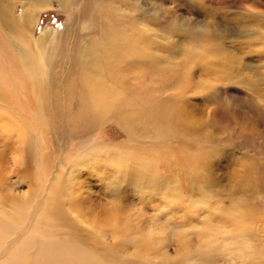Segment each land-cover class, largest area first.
<instances>
[{
	"label": "rangeland",
	"instance_id": "obj_1",
	"mask_svg": "<svg viewBox=\"0 0 264 264\" xmlns=\"http://www.w3.org/2000/svg\"><path fill=\"white\" fill-rule=\"evenodd\" d=\"M131 1L135 15L157 18L163 39L166 26L175 27L166 38L174 71L127 68L155 130L145 124L149 137L137 139L113 116L85 130L73 106L71 115L47 118L48 104L61 106L51 88L43 98L39 82L30 98L18 93L15 107L0 99L9 108L0 104V264H26L38 252L43 264H264V0ZM13 2L19 19L23 2ZM85 3L71 0L61 10L53 2L36 12L27 34L33 50L44 33L56 43L78 25ZM205 49H217L210 67L198 59ZM69 58L53 71L42 73L41 65L40 83L56 76L63 86ZM0 68L20 91L8 70L24 62L3 30ZM62 93L67 108L75 98ZM182 115L184 126L176 127ZM89 148L96 159H83ZM122 155L131 159L126 166ZM118 170L127 173L123 180H115ZM146 175H154L147 185L139 178ZM120 228L133 239L116 237ZM57 252L64 260H53Z\"/></svg>",
	"mask_w": 264,
	"mask_h": 264
},
{
	"label": "bare ground",
	"instance_id": "obj_2",
	"mask_svg": "<svg viewBox=\"0 0 264 264\" xmlns=\"http://www.w3.org/2000/svg\"><path fill=\"white\" fill-rule=\"evenodd\" d=\"M13 1L15 0H0V31L3 30L9 40H11L13 53L17 51L21 55L25 68L22 70L17 68L15 71L8 70L21 88L20 91L15 89L16 85L9 83L10 76L0 68V99L6 100L9 105L15 107V104L16 106L19 104L20 95L18 93L21 92L23 97L30 98L32 87L39 82V85L45 84L46 86L45 92L42 91V85L40 86L43 98L45 100L48 99L51 88L52 99H58L59 102L57 103L61 106L60 108L50 109L49 105L51 103L48 104L43 110V115H47V118L51 117V115L60 117L62 111L71 115V106H73L72 111L77 113L85 130H90L98 121L103 120L105 117L113 116L120 121L123 128L132 137L137 139L149 137H145L144 134L145 124L155 130L156 123L153 120H156V118L146 115L148 111L141 109L140 99H142V93L137 94L132 89L129 79V82L126 81V78H128L127 68L130 65L137 66L142 70L147 68L154 76L158 73H163L165 70H167V73L168 70L174 71V64L167 59L173 54V45L171 40L166 39L175 31L173 24L166 26L164 30L165 38L163 39L159 36L157 18L154 16L148 22L145 21V18H142L141 11L135 15V7H133L131 0H86L78 25L73 23L74 28L68 25L64 34L59 35L56 43L51 42L53 35L50 36L49 33H44L37 40V46L40 51L38 49L36 53L27 37V34L34 27L35 13L40 9L52 7L53 2L57 3L59 8L63 10L66 8L65 5L69 4L71 0H20V2H23L24 9L19 19L13 13L15 10ZM64 1L65 4L63 3ZM166 14L170 17L172 16V11L168 9ZM83 22H85V31L81 34ZM73 29L76 30L73 32ZM68 35L70 37L67 38ZM47 46L49 47L47 48ZM216 50L211 49L208 51L205 49L203 52L199 51L198 55L200 57L198 59L207 58V65H209L210 60L217 59L216 55L218 53L215 52ZM67 52L70 58L65 65L67 75L64 81L65 84L63 83V86H61L63 89L62 93L61 87H59L60 78L50 76L47 81L40 83V81H43V74L39 70L41 65L42 73L53 71L56 67H60L63 56ZM163 53L166 56L160 58ZM39 54L40 58L38 60L41 65L37 62ZM51 57L54 59L51 60ZM221 64L225 68V64L228 63L222 59ZM223 67L220 68L224 70ZM214 68L217 69L219 67L216 66ZM20 71L21 76L19 77ZM69 75L73 77L68 78ZM25 78L31 83L25 82ZM55 80H58V86L54 83ZM60 93L66 99L75 98L71 104L66 105L69 109L61 105L63 102L60 99L62 98ZM0 104L4 108L9 109L3 101H0ZM67 114H65V119L69 117ZM183 117L182 115L175 119L176 127L184 126ZM157 133L160 134L159 131ZM73 135L76 136V134ZM96 155L95 150L89 148L83 153L82 157L83 159H89V156L95 158ZM130 160L129 156L122 155L121 157L119 156L118 163L121 166H126ZM141 173L140 163H137L135 174L138 177ZM126 175L127 173L124 170H118L114 178L115 180H123L122 178ZM139 178L144 180L145 185H147L150 180L152 181L154 175H146ZM53 202L55 201L53 200ZM76 229L78 231L81 230L80 227H76ZM121 230L116 229L113 232L116 237H123L122 240L125 238L133 239L128 231L124 228ZM83 235L85 238V234ZM29 256L25 257L24 263L43 264L41 252H38L36 258L34 257L32 260H29L31 257ZM64 258L62 252H57L53 260H64ZM44 262L50 264L48 261L44 260ZM53 262L54 264H62L60 261Z\"/></svg>",
	"mask_w": 264,
	"mask_h": 264
}]
</instances>
